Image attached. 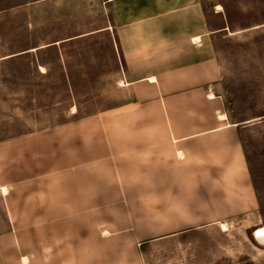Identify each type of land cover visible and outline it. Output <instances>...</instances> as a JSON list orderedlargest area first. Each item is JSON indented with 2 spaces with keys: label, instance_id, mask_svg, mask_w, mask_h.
Instances as JSON below:
<instances>
[{
  "label": "rangeland",
  "instance_id": "obj_1",
  "mask_svg": "<svg viewBox=\"0 0 264 264\" xmlns=\"http://www.w3.org/2000/svg\"><path fill=\"white\" fill-rule=\"evenodd\" d=\"M226 1L236 25L264 23V0ZM109 6L0 0V54L95 30ZM65 52L72 84L58 46L32 52L44 75L29 58L6 65L34 90L0 97L9 113L0 138L27 148V180L13 191L17 264H264L255 234L264 226V26L217 36L223 99L213 103L159 102L152 90L149 110L108 78L117 64L106 38ZM218 105L236 124L230 138L198 137L177 153L172 129L206 128Z\"/></svg>",
  "mask_w": 264,
  "mask_h": 264
},
{
  "label": "crops",
  "instance_id": "obj_2",
  "mask_svg": "<svg viewBox=\"0 0 264 264\" xmlns=\"http://www.w3.org/2000/svg\"><path fill=\"white\" fill-rule=\"evenodd\" d=\"M106 2L110 6L107 23L104 26L26 50H16L9 54L2 52L0 97L22 96L24 93L34 91L31 87L24 92L23 77L20 72L16 76V66L12 74L7 76V64L21 63L23 59L29 58L30 68H33L34 74L37 75L40 71L44 75L48 73L47 65L38 64L36 53L32 52L58 46L63 73L71 83L66 47L79 46L83 40L97 41L98 38H106L111 56L117 64L116 70H112L108 78L122 79L124 82L122 86L131 93L132 104L140 103L151 110L153 91L158 92L156 97L159 96V99L154 100L159 102H164L171 95L184 103L219 102L218 99H223V94L218 92L216 87L222 80L224 72L215 52L217 36L230 37L238 35L245 29L264 26V23L246 27L236 25L233 10L226 0H216L211 7L206 6L205 0H106ZM119 64L121 69L118 67ZM212 111L214 118L206 128L192 124L184 131L179 128L172 129V134L177 135V138L173 139L178 145L177 153L186 151L188 147L186 143L189 141H193L197 147L198 137H203L206 141L215 140L212 138L219 137L220 132H227L225 139L230 138L236 124L220 119L218 114H223L220 105L213 106ZM194 112H197V109H194ZM8 119L7 100L0 99V123L3 121L9 123ZM204 146L207 147L209 144ZM26 150L25 140L21 137L0 138V264H17L15 255L17 237L14 229L16 219L12 215L13 191L17 181L22 184L27 180ZM22 167L25 169L22 170Z\"/></svg>",
  "mask_w": 264,
  "mask_h": 264
},
{
  "label": "bare ground",
  "instance_id": "obj_3",
  "mask_svg": "<svg viewBox=\"0 0 264 264\" xmlns=\"http://www.w3.org/2000/svg\"><path fill=\"white\" fill-rule=\"evenodd\" d=\"M42 69V68H41ZM43 70V69H42ZM121 84H124L123 81H121ZM212 95V94H211ZM72 111L75 112V107H72L71 109ZM222 229L223 230H226V225L225 224H222ZM255 234L257 236V238L260 240V241H264V226H262V228H258L257 230H255ZM23 261L24 262H27L28 261V258L27 257H23Z\"/></svg>",
  "mask_w": 264,
  "mask_h": 264
}]
</instances>
